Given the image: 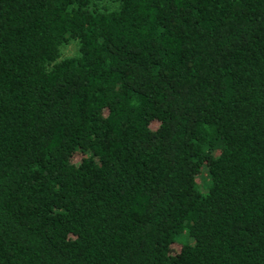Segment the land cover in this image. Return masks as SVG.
Returning <instances> with one entry per match:
<instances>
[{"label": "trees", "instance_id": "obj_1", "mask_svg": "<svg viewBox=\"0 0 264 264\" xmlns=\"http://www.w3.org/2000/svg\"><path fill=\"white\" fill-rule=\"evenodd\" d=\"M0 264H264V0H0Z\"/></svg>", "mask_w": 264, "mask_h": 264}, {"label": "rangeland", "instance_id": "obj_2", "mask_svg": "<svg viewBox=\"0 0 264 264\" xmlns=\"http://www.w3.org/2000/svg\"><path fill=\"white\" fill-rule=\"evenodd\" d=\"M74 52H76V45L74 43H70V44H67L65 46L62 47V53L65 54V55H71L73 54ZM206 167L204 166L203 167V170L205 169ZM196 182L197 184L199 185V187L201 188L202 191H204L205 189V183L206 182V178L204 177L203 174L201 175H198L196 177ZM191 239V238H190ZM174 246H177L176 244H174Z\"/></svg>", "mask_w": 264, "mask_h": 264}]
</instances>
